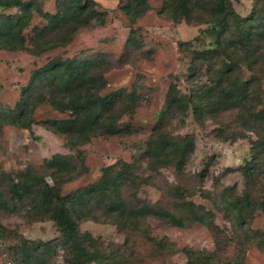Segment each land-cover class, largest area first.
I'll return each instance as SVG.
<instances>
[{
    "label": "trees",
    "instance_id": "1",
    "mask_svg": "<svg viewBox=\"0 0 264 264\" xmlns=\"http://www.w3.org/2000/svg\"><path fill=\"white\" fill-rule=\"evenodd\" d=\"M54 3L55 11L49 12L42 8L39 0H0V8L15 7L18 11L14 14L0 12V49L25 50L38 56L66 45L80 29L105 22V14L96 8L95 0H54ZM121 9L129 21L134 22L148 9V4L146 0H125ZM160 13L174 22L184 20L205 25L202 31L211 40L200 49L193 47V40L179 43L180 49L190 55L186 78L192 86L188 93H181L175 83L169 84L164 109L147 139L143 160L149 167L169 165L175 172L182 173L194 141L188 135L178 139L171 137L163 129L166 118L191 110L204 120L219 111L236 110L235 120L255 135L249 140L248 158L237 167L245 179V187L240 192H236L234 186L226 187L221 197L224 213L234 221L238 232L237 258L241 263L243 246L253 244L264 251V229L250 226L254 212L260 211L264 216V198H253L250 189L254 178L264 174V95L261 90L264 0H252L246 16L234 11L231 0H162ZM33 14L40 16L45 24L34 25L32 34L26 36L24 31ZM134 32L130 30L126 45L139 48L142 42L133 36ZM106 62L102 55L72 57L50 59L35 68L12 111V123L29 127L34 107L46 100L54 109L67 111L68 116L46 119L42 122L44 127L64 135L72 146L101 134H123L125 130L117 124V119L122 113L133 112L136 87L129 92L119 88L101 94L105 85L102 69ZM243 67L248 72L247 77L243 76ZM39 89L42 92L33 101L30 92ZM83 161L80 154H55L45 159L44 165L51 170L53 184L30 168L19 172L16 178L6 176V194L0 191V211L51 220L59 232L56 241L24 240L13 264H52L59 249L63 252L62 264H125L118 252L99 248L90 233L80 232L81 220L109 221L122 227L153 216L174 226H183L188 221L205 224L211 230L216 228L213 212L186 199L182 187H176L172 193L178 214L148 203L126 202L121 192L136 185L137 164L122 159L105 166L95 181L60 193L55 184L83 173L86 170ZM10 234L11 230L0 223V236ZM159 245L169 246L163 241ZM170 247L174 249L173 245ZM179 250L186 258L183 264H221L218 250L189 246Z\"/></svg>",
    "mask_w": 264,
    "mask_h": 264
},
{
    "label": "rangeland",
    "instance_id": "2",
    "mask_svg": "<svg viewBox=\"0 0 264 264\" xmlns=\"http://www.w3.org/2000/svg\"><path fill=\"white\" fill-rule=\"evenodd\" d=\"M39 1L44 10L55 11L54 0ZM124 1L95 0L96 8L105 14L104 24L80 29L64 46L38 56L25 50L0 49V191L6 194V176L16 178L26 168L53 184L51 170L45 167L44 160L55 154H80L86 168L73 179L55 184L60 193L95 181L102 169L116 160L134 162L137 164L134 171L136 185L121 192L126 202L148 203L178 214L180 211L172 193L176 187H182L186 199L213 212L216 228L211 230L205 224L188 221L183 226H174L153 216L122 227L109 221L81 220L80 232L90 233L99 248L118 252L125 264H183L186 258L179 248L184 246L218 250L221 264H264V251L253 244L242 247L240 263L237 258L238 232L234 221L226 217L221 203L226 187L234 186L236 192L245 187V179L237 167L248 158L249 140L255 138L253 132L235 120V109L219 111L204 120L197 118L191 110L166 118L163 129L171 137L178 139L188 135L194 141L182 173L175 172L169 165L149 167L143 160L147 139L164 109L169 84L175 83L181 93H188L192 86L186 78L190 55L180 49L179 43L193 40V47L198 49L210 44L211 38L202 31L205 25L184 20L174 22L160 13L162 0H146L148 9L130 22L121 9ZM231 4L238 15L246 16L252 0H231ZM0 12L14 14L18 11L10 7L0 8ZM44 24L40 16L33 14L24 34L29 36L34 25L42 27ZM131 29L136 31L133 36L142 42L139 48L126 45ZM99 55L107 61L102 69L105 85L101 94L119 88L129 92L136 87L133 112L122 113L117 119V124L125 130L123 134H101L72 146L64 135L44 127L42 122L46 119L68 116L67 111L54 109L46 100L34 107L33 122L29 127L12 123V111L22 98V89L35 68L50 59ZM243 76H248L244 67ZM261 90L264 95V79ZM41 92L40 89L31 90L29 96L34 101ZM250 189L253 198H264V174L254 178ZM0 223L11 230V236H0V264H13L24 240L59 239L56 226L48 219L36 220L0 211ZM250 226L264 229V216L260 211L254 212ZM160 241L169 246L160 247ZM62 255L59 249L52 264H62Z\"/></svg>",
    "mask_w": 264,
    "mask_h": 264
}]
</instances>
